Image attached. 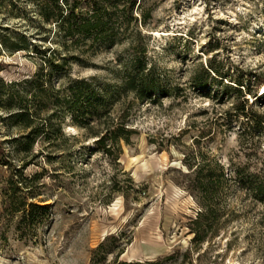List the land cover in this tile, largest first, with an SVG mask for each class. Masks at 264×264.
I'll list each match as a JSON object with an SVG mask.
<instances>
[{"label":"rangeland","instance_id":"374dc122","mask_svg":"<svg viewBox=\"0 0 264 264\" xmlns=\"http://www.w3.org/2000/svg\"><path fill=\"white\" fill-rule=\"evenodd\" d=\"M39 21L31 0H0V31L20 26L30 35ZM146 32L170 95L136 106V132L129 144L121 142L119 159L97 149V137L67 118L64 149H48L49 157L40 155L17 173L25 186L21 196L26 192L30 201L49 204L32 225H20L22 212L15 209L21 205L9 206L12 175L0 168V264H91L92 249L110 234L131 239L122 255L127 260L155 259L180 247L190 250L182 264H264V205L234 182L221 201L222 227L195 248L188 225L201 206L184 187L183 174L188 154L192 162L215 157L229 171L248 166L264 176V139L240 140V121L227 114L236 95L226 88L231 81L208 79L206 94L193 80L206 78L209 60L228 77L256 72L259 87L247 97L264 112V0H157ZM122 49L90 58L89 67L76 65L73 75L109 78ZM4 59L12 78L36 69L22 53ZM15 158L20 168L25 160Z\"/></svg>","mask_w":264,"mask_h":264},{"label":"trees","instance_id":"16d2710c","mask_svg":"<svg viewBox=\"0 0 264 264\" xmlns=\"http://www.w3.org/2000/svg\"><path fill=\"white\" fill-rule=\"evenodd\" d=\"M31 1L40 18L34 33L28 35L20 26H1L0 31V125L8 136L2 138L0 128V168L11 171L13 190L6 198L10 207L21 205L15 209L22 212L20 225L34 224L37 215L46 214L49 204L30 201L26 192L21 196L25 186L17 173L40 155L49 157L48 149H64L63 123L67 118L89 136L97 137V149L119 159L121 142L129 144L136 132L131 127L136 106L155 104L170 95L166 76L151 59L150 35L146 32L154 22L157 0ZM120 45L123 49L117 53V65L109 67V78L73 75L76 65L89 67L90 58ZM19 53L33 61L36 69L23 78H12L4 55ZM204 74L206 78L196 75L193 80L206 94L211 89L208 79L221 83L225 77L231 81L226 88L236 95L227 114L240 121L239 139H264V112L256 110L247 97L255 85L259 87L257 73L228 77L220 63L209 60ZM15 156L25 160L20 168ZM193 161L187 154L183 174L184 187L201 206L188 225L193 234L191 243L198 248L222 227L224 211L220 205L230 183L264 205V176L248 166L229 171L215 157L202 155ZM130 241L123 240L122 234L107 235L92 249L91 264H182L190 254L189 249L179 247L155 259H123ZM110 255L113 258L107 262Z\"/></svg>","mask_w":264,"mask_h":264}]
</instances>
